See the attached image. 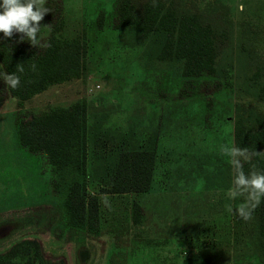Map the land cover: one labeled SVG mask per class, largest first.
Wrapping results in <instances>:
<instances>
[{
    "label": "rangeland",
    "instance_id": "374dc122",
    "mask_svg": "<svg viewBox=\"0 0 264 264\" xmlns=\"http://www.w3.org/2000/svg\"><path fill=\"white\" fill-rule=\"evenodd\" d=\"M183 1H194L204 12L214 2L229 8L232 43L214 77L187 78L182 62L159 61L157 34L136 43L131 28L116 29L118 0H46L50 12L41 21L37 53L45 50L51 30L81 40L86 46L83 76L50 87L17 110L0 66V254L35 239L42 264H142L143 252L146 261L200 264L197 244L184 243L201 236L218 243L204 255L207 262L227 264L230 257L229 264H260L254 230L243 218H253L255 198L233 183L241 156L225 150L236 148V122L247 130L254 127L236 106L255 105L261 87L252 85L249 75L258 63L255 53L264 61V0ZM241 25L256 34H243ZM6 40L31 45L21 42L20 34L4 39L0 33V44ZM245 45L254 49L243 51ZM76 102L86 105L88 192L111 179L120 152L153 149L157 154L148 193L99 199L98 234L65 225L62 196L53 189L46 157L19 148L14 138L17 116ZM135 202L142 211L138 224L132 222ZM204 226L217 237L201 232Z\"/></svg>",
    "mask_w": 264,
    "mask_h": 264
},
{
    "label": "trees",
    "instance_id": "16d2710c",
    "mask_svg": "<svg viewBox=\"0 0 264 264\" xmlns=\"http://www.w3.org/2000/svg\"><path fill=\"white\" fill-rule=\"evenodd\" d=\"M212 6L209 12H204L194 1L155 0L154 4V0H118L115 28H131L136 43L144 42L151 35H159L161 44L157 59L182 62L184 77H214L221 57L230 48L234 32L228 6L220 2H214ZM97 24L101 26V16ZM241 29L245 35L256 34L242 25ZM246 46L243 51L254 49L250 48L252 45ZM85 53V43L78 39H65L55 30H51L47 46L40 54L31 45L3 41L0 44L3 75L5 77L14 73L20 80L17 88L6 83L7 92L16 101L17 110H21L25 102L50 87L81 78ZM254 57L258 63L249 75V80L252 85H261L253 97L255 105L236 106L238 112L252 118L254 127L247 130L238 121L233 129L236 148L247 149V152L237 162L232 181L235 185H243L247 196H252L251 190L243 183H238V177L253 170L264 172V61L256 53ZM3 102L0 89V108ZM14 124L17 146L31 154L46 157L53 175L52 186L62 196L61 210L65 225L70 229L98 234L101 197L141 195L151 189L157 163L156 151L133 149L120 152L111 179L101 184L95 193L88 192L87 182L91 177L86 166L87 124L86 105L83 102H76L66 108H50L28 117L17 116ZM254 211L253 218L246 220L255 233L260 264H264V197H261ZM141 212L139 204L133 203V224L139 223ZM204 231L209 230L205 227L201 232ZM209 234L217 237L213 228ZM206 240H211V243L208 241L204 245ZM214 240L195 236L194 239H187L184 245L191 242L193 245L194 241L200 264H213L210 260L207 262L204 255L210 254L218 246ZM227 259L230 261V257ZM152 260H147L145 264H164ZM194 261L185 263L197 264V260ZM0 264H42L41 245L35 239L20 241L0 254Z\"/></svg>",
    "mask_w": 264,
    "mask_h": 264
},
{
    "label": "clouds",
    "instance_id": "9594fccd",
    "mask_svg": "<svg viewBox=\"0 0 264 264\" xmlns=\"http://www.w3.org/2000/svg\"><path fill=\"white\" fill-rule=\"evenodd\" d=\"M45 4L46 0H0V33H3L4 39L20 34L21 42L27 41L36 47L39 43L41 21L50 12ZM4 79L12 88L19 87V77L14 73L7 74ZM225 151L232 156H242L247 149L231 148ZM238 183L246 185L256 204H259L261 197H264V172L253 170L247 175L241 174ZM243 218L248 219L249 216L244 215Z\"/></svg>",
    "mask_w": 264,
    "mask_h": 264
},
{
    "label": "water",
    "instance_id": "95a60500",
    "mask_svg": "<svg viewBox=\"0 0 264 264\" xmlns=\"http://www.w3.org/2000/svg\"><path fill=\"white\" fill-rule=\"evenodd\" d=\"M79 258H80V261H81V262H84L85 259H86V252H85V251L80 252V254H79Z\"/></svg>",
    "mask_w": 264,
    "mask_h": 264
},
{
    "label": "crops",
    "instance_id": "0c3cea01",
    "mask_svg": "<svg viewBox=\"0 0 264 264\" xmlns=\"http://www.w3.org/2000/svg\"><path fill=\"white\" fill-rule=\"evenodd\" d=\"M142 250H146V252H150V248L143 247ZM144 253H145V252H143V262H142V264H145V263H146ZM164 259H165V258H163L162 260H164ZM164 261H165V260H164Z\"/></svg>",
    "mask_w": 264,
    "mask_h": 264
}]
</instances>
